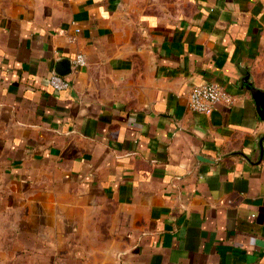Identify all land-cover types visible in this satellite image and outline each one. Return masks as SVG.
Listing matches in <instances>:
<instances>
[{
  "label": "crops",
  "instance_id": "obj_1",
  "mask_svg": "<svg viewBox=\"0 0 264 264\" xmlns=\"http://www.w3.org/2000/svg\"><path fill=\"white\" fill-rule=\"evenodd\" d=\"M63 58L70 87L56 91ZM210 82L233 104L193 111L191 90ZM253 87L264 0H0L1 162L80 195L78 243L17 264H264Z\"/></svg>",
  "mask_w": 264,
  "mask_h": 264
},
{
  "label": "rangeland",
  "instance_id": "obj_2",
  "mask_svg": "<svg viewBox=\"0 0 264 264\" xmlns=\"http://www.w3.org/2000/svg\"><path fill=\"white\" fill-rule=\"evenodd\" d=\"M76 197H80L79 191L60 185L55 175H40L28 181L11 174L0 159V264L23 263L27 253L44 245L60 241L66 246L76 245L78 224L68 220ZM83 239L87 243L93 240Z\"/></svg>",
  "mask_w": 264,
  "mask_h": 264
},
{
  "label": "built area",
  "instance_id": "obj_3",
  "mask_svg": "<svg viewBox=\"0 0 264 264\" xmlns=\"http://www.w3.org/2000/svg\"><path fill=\"white\" fill-rule=\"evenodd\" d=\"M79 30V29H77ZM86 64L84 54H78L74 60L76 67ZM49 83L56 91H62L70 87V81L67 77L56 72L49 78ZM234 96L228 93L224 87L216 82L203 83L195 86L189 95V106L193 111L211 114L218 104H233Z\"/></svg>",
  "mask_w": 264,
  "mask_h": 264
},
{
  "label": "water",
  "instance_id": "obj_4",
  "mask_svg": "<svg viewBox=\"0 0 264 264\" xmlns=\"http://www.w3.org/2000/svg\"><path fill=\"white\" fill-rule=\"evenodd\" d=\"M72 72V62L68 58H63L56 64V73L65 76ZM257 105L259 116L264 120V90L259 88H250Z\"/></svg>",
  "mask_w": 264,
  "mask_h": 264
}]
</instances>
